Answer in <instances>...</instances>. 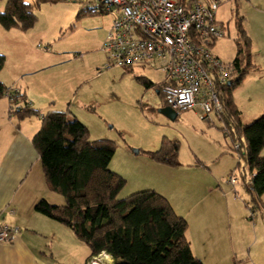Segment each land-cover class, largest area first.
I'll use <instances>...</instances> for the list:
<instances>
[{
  "label": "crops",
  "instance_id": "crops-1",
  "mask_svg": "<svg viewBox=\"0 0 264 264\" xmlns=\"http://www.w3.org/2000/svg\"><path fill=\"white\" fill-rule=\"evenodd\" d=\"M236 3L239 5L235 9L236 13L244 18L243 27L251 40V63L254 68L249 70L234 90L233 99L242 121L248 123L264 112V0H238ZM79 5L82 9L78 13L82 12L80 18H84L83 22H93L89 31L99 30L104 39L113 17L110 21H105L104 18L110 13L99 14L88 11L89 7ZM222 5L221 3L218 11ZM3 10V4H0V12ZM229 11H232L231 7ZM221 15L224 17L223 12ZM218 21L223 23L219 19ZM228 22L229 20L224 24L229 32ZM1 30L4 31L0 26V54L5 55V64L0 71V82L7 88L17 89L33 108L29 93L35 94L38 88L29 87L26 78L31 71H41L45 66L56 67L63 62L62 58L66 55L56 52L52 45H39L38 48H42L40 50L44 52L40 54L49 56L44 57V65H39L41 56L37 52L32 50V59L29 56L28 43L33 39L23 38L16 32L4 33L8 30ZM12 30L15 29L9 31ZM225 37L218 39L212 50L218 59L231 63L236 54V46L234 45L235 52L230 55L226 45L223 44L224 49L222 43H219L224 42ZM102 41L99 42L95 53L85 54L89 56L87 60L100 57L99 62L88 64L89 69H94L95 78L99 77L97 71L105 60L100 50ZM30 61L37 65L31 64ZM29 68L32 70L28 71ZM83 85V82L80 83L76 93L71 96L74 103L77 102L76 96ZM40 88L39 86V97L52 99L47 94L43 96ZM85 99L88 100V97ZM90 103L94 105V99L91 98ZM91 104L84 106L80 102L74 109L69 104L66 110L90 128L87 122H91H86V119L96 118ZM55 106L53 101L49 102L46 108L53 111ZM10 107L5 97L0 99V225L18 227L19 233L13 242L0 243V264H101V261H108L104 260L106 257L111 261V256L105 252L96 256L97 258L89 259V249L71 230L34 210L35 204L42 199L51 205L62 206L64 198L47 187L39 156L31 143L33 136L40 129L41 119L31 117L17 122L9 113ZM195 110L199 116L201 109L196 107ZM216 122L222 127L217 115L211 114L210 131L214 126L219 129ZM94 129V136L89 133L92 137L90 139L102 137V123L98 125L95 121ZM223 135L226 140L225 133ZM124 146L128 152L125 161L135 166L133 172L137 175L136 182L138 186L141 185L138 187L141 190L135 192L153 190L167 199L174 212L187 221L186 236L196 258L204 264H264V210L253 206L248 193L244 191L243 195L241 188L233 193L229 185L224 183L225 177L221 173L207 168V160L194 157L193 162L180 163L178 167L157 164L146 156L141 162H136L132 156L139 155L140 150L138 149V154L131 155L129 152L132 151L128 146ZM150 150L152 149L142 151ZM109 168L114 172L118 171L110 163ZM237 172L234 171L235 174ZM119 175L125 179L124 173ZM260 200L264 204V194Z\"/></svg>",
  "mask_w": 264,
  "mask_h": 264
},
{
  "label": "trees",
  "instance_id": "trees-1",
  "mask_svg": "<svg viewBox=\"0 0 264 264\" xmlns=\"http://www.w3.org/2000/svg\"><path fill=\"white\" fill-rule=\"evenodd\" d=\"M59 1L62 0H35V4ZM81 16L79 12L76 19ZM36 22L37 17L26 0H5L4 10L0 12V26L4 30L24 32ZM243 22L244 18L235 12L236 54L230 63L234 67V78L229 85L215 83L214 90L223 109L219 119L221 131L232 145H238L235 151L239 161L244 163L237 175L245 181L251 173L255 174L245 192L255 208L264 210L260 200L264 194V156H261L264 112L245 123L233 99L234 90L254 68L251 40ZM4 64L5 57L0 54V71ZM136 80L145 90H155L163 107L166 106L161 83L144 77H136ZM9 89L0 82V99ZM13 101L9 113L17 122L31 117L41 119L40 129L31 143L39 156L47 187L64 198L62 206L42 199L34 210L69 228L89 249V259L105 252L114 264H204L191 251L186 236L187 221L174 212L166 198L153 190L118 198L125 179L109 168L116 150L113 141L91 140L87 127L68 110L41 114L27 104L19 91L13 93ZM140 153L157 164L180 166L177 141L163 138L157 150Z\"/></svg>",
  "mask_w": 264,
  "mask_h": 264
},
{
  "label": "rangeland",
  "instance_id": "rangeland-1",
  "mask_svg": "<svg viewBox=\"0 0 264 264\" xmlns=\"http://www.w3.org/2000/svg\"><path fill=\"white\" fill-rule=\"evenodd\" d=\"M175 1L181 4L185 3V0ZM237 1L222 0L223 5L217 14V19L223 21V23L229 20V32L227 29L224 42L220 41L219 43H222L223 47V44L226 45V50H228L230 55L235 52L234 45L237 37L234 26L235 9L239 7L238 3H236ZM27 2L31 4L37 17V22L33 28L24 32L15 31L17 29L8 30V32H4L5 30L1 31L4 33L16 32L23 38L33 39L31 42H27L30 51L29 56L32 59V56H34L32 50L37 52L41 56L39 57V65H44V60H46L44 57H49L48 55L40 54V49H42L38 48L40 46L52 45L56 52L66 55L62 58L64 59L63 62L56 67L46 68L45 66L41 71H31V74L26 79L29 82V87H37L38 91L35 94L29 93L31 98L29 101L32 102L34 109L39 110L41 114H46L50 112L46 108L49 102L54 101L56 106L53 111L60 112L65 111L69 104L74 109L80 102L86 106L92 103H90L91 98L92 100L94 99L95 103L94 105L91 104V107L96 117L94 118L96 123L98 125L102 123V133H100L102 137H94L97 139L91 140L105 139L113 141L116 145L110 164L118 170L115 173H124L126 179V184L118 195L119 199L128 197L135 193L136 190H141L138 188L141 185L138 186L136 182L138 180L137 175L133 172L135 166L125 161V155L128 152L124 145L128 146L130 151L133 149H139L140 151L152 149L150 151H154L159 148L163 138L169 141H177L179 143L178 161L181 164L193 162L194 157L199 160H207V168L218 174L221 173L225 177V184H228L226 181L231 173L242 171V167H244L243 161H239L234 145L231 144L229 139L224 140V135L220 129L221 126L219 127L217 122L215 124L219 129L214 126L210 131L211 124L200 120L195 110L196 108L180 113L174 121L168 119L164 114L161 99L155 93V90H145L136 80V77H144L151 82L158 83L162 79V73L156 68H150V66V69L147 67L143 68L141 65H133L128 68H111L103 70L99 77H94V69H89L88 64L99 62L100 57L97 56L87 60L89 56H85V54L95 53L103 37L100 36L99 30L89 31L92 21L83 22L84 18L76 19L78 11L82 9L80 5L59 1L57 3H43L37 6L35 0H27ZM0 4H3L4 7L5 0H0ZM229 6L232 11H229ZM221 12H223L224 17H221ZM108 15L107 18H104L105 21H110L115 14L110 13ZM35 38L38 39L34 41ZM212 52L215 54L214 50ZM84 56L85 58H82ZM221 61L227 63L226 60L221 59ZM102 62L101 67L105 60ZM30 63L37 65L33 61H30ZM155 66H159V63L155 64ZM30 70L32 68L28 69V71ZM82 82L84 85L79 88L80 93L77 94V102L74 103L71 96L76 93L78 86ZM39 86L43 91L42 95L47 94L52 99L39 97ZM87 97L88 100L85 99ZM203 98L207 100L206 96ZM87 117L89 116L87 115ZM92 119L91 117L86 119V122H91H87L90 128L85 125L88 127L89 133L94 136L95 121ZM144 156V154L140 153L132 156V158L133 161L141 162ZM261 156H264V149L261 152ZM219 157H222V159ZM217 158H219V161H217ZM245 170L247 171V168ZM242 182H248V177ZM239 185H242V183ZM239 185L236 187V191H240L239 188L241 186ZM229 187L232 190L230 185ZM241 191L244 195V190ZM242 193L239 192L241 195ZM101 264H114V261H101Z\"/></svg>",
  "mask_w": 264,
  "mask_h": 264
},
{
  "label": "built area",
  "instance_id": "built-area-1",
  "mask_svg": "<svg viewBox=\"0 0 264 264\" xmlns=\"http://www.w3.org/2000/svg\"><path fill=\"white\" fill-rule=\"evenodd\" d=\"M62 1L84 5L96 13L115 14L101 43L105 62L98 75L103 70L133 65L156 68L162 73L159 83L164 102L177 116L199 107L201 121L210 124L211 114L220 119L223 109L214 84H226L234 78V67L212 52L215 42L226 36L227 26L217 19L222 0H185L183 4L175 0ZM16 92L9 89L4 95L10 106ZM254 175L242 182L233 172L226 182L233 193L240 183L245 191ZM18 233V227L0 225V243L13 242Z\"/></svg>",
  "mask_w": 264,
  "mask_h": 264
},
{
  "label": "water",
  "instance_id": "water-1",
  "mask_svg": "<svg viewBox=\"0 0 264 264\" xmlns=\"http://www.w3.org/2000/svg\"><path fill=\"white\" fill-rule=\"evenodd\" d=\"M228 85L230 84V82L227 83ZM163 111H164V114L168 117L169 120L171 121H174L177 117V113L175 112V110H173L171 107H168V106H165L163 107ZM132 152L134 154H138L139 151L138 149H133Z\"/></svg>",
  "mask_w": 264,
  "mask_h": 264
},
{
  "label": "bare ground",
  "instance_id": "bare-ground-1",
  "mask_svg": "<svg viewBox=\"0 0 264 264\" xmlns=\"http://www.w3.org/2000/svg\"><path fill=\"white\" fill-rule=\"evenodd\" d=\"M106 256H107V255H106ZM106 256H105V257H106ZM106 259H108V261H109V258H108V257H106L104 260H106ZM110 260H111V259H110ZM106 263H107V262H106ZM109 263H110V262H109Z\"/></svg>",
  "mask_w": 264,
  "mask_h": 264
},
{
  "label": "clouds",
  "instance_id": "clouds-1",
  "mask_svg": "<svg viewBox=\"0 0 264 264\" xmlns=\"http://www.w3.org/2000/svg\"><path fill=\"white\" fill-rule=\"evenodd\" d=\"M26 2H27V0H26Z\"/></svg>",
  "mask_w": 264,
  "mask_h": 264
}]
</instances>
